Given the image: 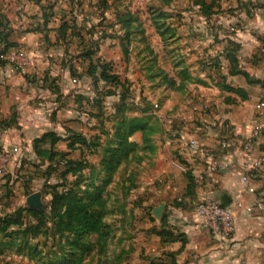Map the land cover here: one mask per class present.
<instances>
[{
	"label": "rangeland",
	"instance_id": "rangeland-1",
	"mask_svg": "<svg viewBox=\"0 0 264 264\" xmlns=\"http://www.w3.org/2000/svg\"><path fill=\"white\" fill-rule=\"evenodd\" d=\"M28 33L71 66L73 87L57 103L61 131L45 155L10 171L0 149V264H144L141 243L169 239L153 208L165 201L168 169L186 172L172 163L171 142L194 107L211 112L208 98H244L228 76L264 85V0H0L1 55L15 53L12 66ZM31 194L40 208L26 204ZM74 198L90 203L98 232L65 231Z\"/></svg>",
	"mask_w": 264,
	"mask_h": 264
},
{
	"label": "crops",
	"instance_id": "crops-1",
	"mask_svg": "<svg viewBox=\"0 0 264 264\" xmlns=\"http://www.w3.org/2000/svg\"><path fill=\"white\" fill-rule=\"evenodd\" d=\"M33 36L28 33L19 39L22 50L17 54L26 64L25 76L12 66V54L1 55L5 64L0 65V120L13 122L0 127V149L10 171L16 161L23 167L32 163L37 138L61 131L62 111L57 103L73 87L71 66L59 65L58 59H51L50 51L32 46ZM238 43L243 56L248 55V50L251 53L246 41ZM1 51L0 46V54ZM258 65L264 67V61ZM243 66L247 70L249 65ZM223 70L226 73L230 68L223 66ZM259 80L264 83V75ZM226 83L247 94L244 98L231 97L229 104L225 96L206 99L204 104L213 106L212 111L194 107L180 131L182 138L171 142L181 163L174 154L171 161L186 172L183 175L168 169L163 178L167 187L162 193L165 201L161 208L153 210L157 213L156 223L162 222L173 238L147 237L141 243L144 249L140 247V253L148 256L144 264H264V176L250 172L242 148L251 129L259 125L262 133L252 158L264 156V110L255 107L264 98V88L249 87L241 75L228 76ZM17 146L19 155L12 151ZM243 173L249 176L253 193L245 189ZM223 195L229 205L234 207L240 202L242 208L234 211L232 234H212L197 222L191 205L204 199L221 203ZM176 197L182 201L181 206L172 204Z\"/></svg>",
	"mask_w": 264,
	"mask_h": 264
},
{
	"label": "built area",
	"instance_id": "built-area-1",
	"mask_svg": "<svg viewBox=\"0 0 264 264\" xmlns=\"http://www.w3.org/2000/svg\"><path fill=\"white\" fill-rule=\"evenodd\" d=\"M14 54L15 53H12L11 61H14L15 59ZM17 56L18 58H20L18 54ZM21 62L22 63L20 65L18 64L17 68L20 75L25 76L27 73L26 64L23 60ZM255 107L257 110H264V98L258 101ZM261 133L262 127L259 125L254 126L251 129L248 137L243 142L242 148L244 156L248 159L250 172L264 176V156L255 159L252 158V153L256 144V140ZM12 151L16 155H19L21 153L19 147H14ZM15 167H20V161H16ZM241 181L244 184L247 192H254V189L251 187L250 184L249 176L247 174H241ZM241 208L242 204L240 202H237L234 207H232L231 205L225 206L221 203L214 202L209 199H204L192 204V210L194 211V215L197 222L204 228L208 229L212 234L223 235H229L234 232V211L235 209ZM250 210V208L247 209V212H250Z\"/></svg>",
	"mask_w": 264,
	"mask_h": 264
},
{
	"label": "trees",
	"instance_id": "trees-1",
	"mask_svg": "<svg viewBox=\"0 0 264 264\" xmlns=\"http://www.w3.org/2000/svg\"><path fill=\"white\" fill-rule=\"evenodd\" d=\"M1 55V54H0ZM2 61V60H1ZM0 61V62H1ZM4 63V62H3ZM93 68V66H91ZM90 68V69H91ZM264 87V85H262ZM12 120L9 122L0 124V127H7L9 123H11ZM13 122V121H12ZM137 128H131L130 133H133L136 131ZM52 137V143L56 141V138L54 139L53 135L51 133L43 135L40 139H36L33 142V148L35 154H38L39 156L45 155L46 150L44 149V144L46 143V140ZM54 144V143H53ZM50 157L53 158L55 156V153H49ZM69 193L63 194L61 196H57L52 204V210L55 211V204L58 201H62L64 198L68 197ZM75 204L74 208V217L71 218V211L66 212L65 215L69 219L68 223L65 225V231L69 233H73L75 238H79L82 235L89 234L91 232H98L100 220L97 216H95L92 212L87 211L86 209L89 208L90 203H83L81 200H76L74 198L73 200ZM181 206V204H179ZM59 223H62L63 220V214H59ZM7 221V220H6ZM5 221V222H6ZM168 236L169 239L173 238L171 233L164 234Z\"/></svg>",
	"mask_w": 264,
	"mask_h": 264
},
{
	"label": "water",
	"instance_id": "water-1",
	"mask_svg": "<svg viewBox=\"0 0 264 264\" xmlns=\"http://www.w3.org/2000/svg\"><path fill=\"white\" fill-rule=\"evenodd\" d=\"M26 204L34 209H38L42 206L41 202H40V198L38 194H31L26 198ZM221 204L222 205H229V200L227 198L226 195H223L221 198Z\"/></svg>",
	"mask_w": 264,
	"mask_h": 264
}]
</instances>
